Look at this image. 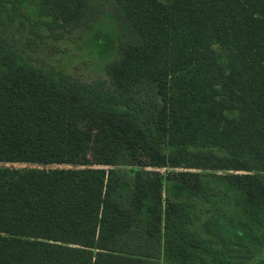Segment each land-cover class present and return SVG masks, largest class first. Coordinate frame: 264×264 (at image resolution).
Wrapping results in <instances>:
<instances>
[{
    "label": "trees",
    "instance_id": "16d2710c",
    "mask_svg": "<svg viewBox=\"0 0 264 264\" xmlns=\"http://www.w3.org/2000/svg\"><path fill=\"white\" fill-rule=\"evenodd\" d=\"M105 2L106 79L43 59ZM0 163L63 166L0 168V264H264L175 196L264 246V0H0Z\"/></svg>",
    "mask_w": 264,
    "mask_h": 264
},
{
    "label": "rangeland",
    "instance_id": "374dc122",
    "mask_svg": "<svg viewBox=\"0 0 264 264\" xmlns=\"http://www.w3.org/2000/svg\"><path fill=\"white\" fill-rule=\"evenodd\" d=\"M105 5V15L92 29L77 31L65 37L64 41L49 46V50L43 52V59L86 81L106 79V65L118 57L119 51L118 27L112 17L114 6L110 2H105ZM4 167L50 169L63 166L0 163V168ZM160 171L166 172L165 169ZM175 196L179 200L196 204L197 212L202 217L199 228L206 236L235 247L251 248L255 252V261L264 262V246L252 241L249 228L238 222L239 214L234 215L237 223L230 220L233 212L227 201L224 200L222 204L215 201L208 206L199 197L184 189H179ZM219 207L224 211L219 210Z\"/></svg>",
    "mask_w": 264,
    "mask_h": 264
}]
</instances>
